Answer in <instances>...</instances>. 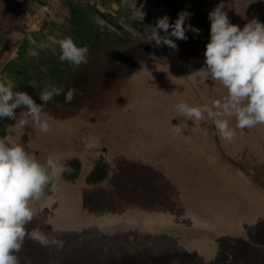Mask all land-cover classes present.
<instances>
[{
    "label": "rangeland",
    "instance_id": "1",
    "mask_svg": "<svg viewBox=\"0 0 264 264\" xmlns=\"http://www.w3.org/2000/svg\"><path fill=\"white\" fill-rule=\"evenodd\" d=\"M222 3L230 22L241 28L253 19L264 23V0H0V82L27 93L51 128L41 132L21 105L13 118L0 119V141L22 146L45 166L51 156L58 165L78 167L76 175L69 169L58 177L48 168L49 183L30 201L34 216L26 230L39 228L64 242L54 248L53 259L84 264L76 262L79 256H137L146 264H211L177 259L191 256L185 253L189 244L172 238L178 224L188 234L184 241L199 234L198 241L211 246L215 237L221 257L213 264H264V125L235 128V117L223 110L227 89L210 75L201 77L209 13ZM138 11L145 13L143 21L136 19ZM181 11L191 14L185 26L199 34L187 31L176 49L157 46L151 36L158 19L167 15L174 23ZM66 36L88 48L87 63L60 61L59 45L50 37ZM55 88L63 91L44 102L41 95ZM69 88L76 95L65 103ZM181 102L201 108L202 118L181 112ZM217 120H229L234 139H221ZM94 138L97 146L87 149L84 143ZM211 205L227 217L230 227L220 224L226 233H211L203 224L191 230L187 218L179 217L164 229L171 235L159 236L163 213L206 212ZM112 207L135 211L130 219L137 222L136 240L130 239L129 218ZM245 214L248 222L241 218ZM37 245L25 238L19 264L45 263L49 256ZM120 261L104 264L126 263Z\"/></svg>",
    "mask_w": 264,
    "mask_h": 264
},
{
    "label": "clouds",
    "instance_id": "2",
    "mask_svg": "<svg viewBox=\"0 0 264 264\" xmlns=\"http://www.w3.org/2000/svg\"><path fill=\"white\" fill-rule=\"evenodd\" d=\"M223 9L222 3L209 13L211 35L205 51L207 68L201 72V77L210 75L213 81H219L227 89L228 100L224 103L223 110L227 116L235 117V128L251 129L264 125V23L253 19L241 28L230 22ZM190 15L187 11H181L174 23H170L167 15L159 18L151 38L156 41L157 46L163 44L176 49V40L188 39L187 31L199 34L200 30L190 23L185 26ZM144 18L145 13L138 11L136 19L143 21ZM170 29L169 35H159V31L169 33ZM50 39L53 44L59 45L61 62L66 61L77 67L87 63L88 48L78 46L71 36L59 40L55 37ZM29 55L38 56V53L29 49ZM62 91L63 88L46 91L41 99L47 102ZM75 95V89L69 88L65 94V103H71ZM21 105L28 107L29 114L40 124L41 132L48 133L51 130L47 119L41 122V108L27 93H14L11 84L0 82V119L13 118L14 110ZM213 106L219 108L221 105L219 101H213ZM176 108L188 116L202 118V109L199 107H189L187 103L181 102ZM204 110L213 114L210 109ZM216 128L223 140L231 141L236 135L229 120H217ZM97 143L98 139L94 138L84 145L87 149H93ZM48 168L57 177L69 171L68 167L58 165L51 156L45 166L22 146L9 147L4 141H0V264H19L17 253L26 237L45 248H63L64 242L57 237L50 236L39 228L29 232L25 227L34 216L30 201L39 199L45 185L49 183ZM52 191H57V185H53Z\"/></svg>",
    "mask_w": 264,
    "mask_h": 264
},
{
    "label": "crops",
    "instance_id": "3",
    "mask_svg": "<svg viewBox=\"0 0 264 264\" xmlns=\"http://www.w3.org/2000/svg\"><path fill=\"white\" fill-rule=\"evenodd\" d=\"M216 205H211V208L208 209L206 212H200L199 210H197L196 212H194L193 210H183V209H176V210H172V211H167L165 213H163L161 215L162 220L159 222L160 225V232H159V236L162 238L167 237L169 235H171V233H165L164 229L166 230V228L168 227V221L171 219H178L179 217H185L187 218L186 224L188 225L189 229L191 230H200L201 224H203L204 226H206V230L208 229L211 233H213L212 229L218 228L221 230V232L223 231V229H225V227L222 229L220 224L221 223H226L225 225H227V217H226V221H224L225 219V215H222L221 212L222 211H218L216 208ZM104 209V207H102ZM118 209H115V207H112L113 210H118V213H123L125 216H127L130 220V224H131V228H132V232L129 233L130 236L136 240V225L137 222L136 221H132L130 219V217L133 216L134 218V213L135 211H126L124 209H122L121 207H116ZM145 214L147 212H144ZM148 214V213H147ZM149 215V214H148ZM231 215V214H230ZM249 215L245 214L244 216H241L242 219L245 220V222H248L249 220ZM236 219V218H235ZM174 222V221H173ZM149 224H151V216L149 215V220L148 222ZM178 224H176L175 228L177 229L175 237V243L176 244H189L191 246V249L185 251V253H187V255H191V256H178L177 259H181L183 260V258L191 260L193 262H199L200 260L202 262H211V264L216 263L221 256H218V252L217 249L215 248V243H214V236L211 235V246H210V242H208L206 239L203 241H198L199 239V234L195 235V237L193 236L191 240L188 241H184L187 237L188 234H185L184 231H182L184 228L183 226L179 227L177 226ZM230 227V224L229 226ZM212 230V231H211ZM227 231V230H226ZM226 231H223L221 234L226 233ZM164 232V233H163ZM151 235V234H149ZM146 234H143L142 238H146ZM193 239H195L196 242L192 241ZM201 243V244H200ZM208 246V247H207ZM221 246V245H220ZM36 248L40 251H42L43 256H49L48 258L44 259V264H58L57 262H60V259H53L51 256H56V252L54 251V248L49 247V248H45L42 247L40 244L36 246ZM220 252V251H219ZM179 253V252H177ZM72 256V250H71V255ZM117 257V258H116ZM127 258L124 260L126 261L125 264H146L148 263L146 259H140L137 256H126ZM151 258V256H149ZM153 257V256H152ZM230 256H226V258H229ZM59 258V257H58ZM77 258V257H76ZM63 259V261H61V264H69L70 262H68V260ZM110 260H115V261H124L121 257L118 258V256H79V259L76 260V262H80V263H84V264H89L90 262H95V264H104L106 261L110 262ZM149 261V260H148ZM151 261V260H150ZM121 262V261H120ZM229 263V262H228ZM114 264V263H112ZM230 264V263H229Z\"/></svg>",
    "mask_w": 264,
    "mask_h": 264
},
{
    "label": "trees",
    "instance_id": "4",
    "mask_svg": "<svg viewBox=\"0 0 264 264\" xmlns=\"http://www.w3.org/2000/svg\"><path fill=\"white\" fill-rule=\"evenodd\" d=\"M10 2V4H9V10H11L12 11V9H13V1H9ZM15 29H18V27L17 26H15ZM71 171H72V175L74 176V175H76L77 174V172H78V167L77 166H74V167H72V168H69ZM100 176V179L103 177V174H100L99 175Z\"/></svg>",
    "mask_w": 264,
    "mask_h": 264
},
{
    "label": "water",
    "instance_id": "5",
    "mask_svg": "<svg viewBox=\"0 0 264 264\" xmlns=\"http://www.w3.org/2000/svg\"><path fill=\"white\" fill-rule=\"evenodd\" d=\"M132 237L130 236V239H131ZM134 240V239H133ZM108 262V261H107Z\"/></svg>",
    "mask_w": 264,
    "mask_h": 264
}]
</instances>
